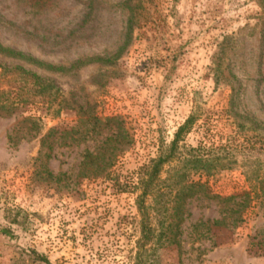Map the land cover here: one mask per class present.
Masks as SVG:
<instances>
[{"label": "rangeland", "instance_id": "1", "mask_svg": "<svg viewBox=\"0 0 264 264\" xmlns=\"http://www.w3.org/2000/svg\"><path fill=\"white\" fill-rule=\"evenodd\" d=\"M0 46V264H264V0H0Z\"/></svg>", "mask_w": 264, "mask_h": 264}, {"label": "trees", "instance_id": "2", "mask_svg": "<svg viewBox=\"0 0 264 264\" xmlns=\"http://www.w3.org/2000/svg\"><path fill=\"white\" fill-rule=\"evenodd\" d=\"M130 27V21L128 22V28ZM129 30V29H128ZM0 55L9 58V59H24V56L21 55L19 52L12 51L7 48H2L0 46ZM27 60V59H26ZM106 63H110L109 59L103 60ZM79 61H76L73 65L70 66L72 68L75 64H79ZM52 70H58V68H52ZM0 76L6 75L9 73V71L0 66ZM13 72L18 73L20 76L23 77L24 82L27 80L31 81V83L34 84H39V78L35 74L31 72H26L19 66L13 67ZM110 120H115L114 118H108L106 119V122ZM193 122V117L188 116L184 122L178 126L176 131L173 134V138L169 143L168 148L166 149L167 152L164 154H159L156 158L152 159L149 161V165L146 167V171H144V174L140 175L138 178V184L141 189L140 197H143L147 193V189L149 185L157 178V175L159 173V170L161 166L164 164L168 163L170 159L172 158L175 150H176V145L181 138L182 134L186 133L188 129L190 128V125ZM112 139H108L109 142H115L116 139L123 138L124 133L121 131V128L119 127L116 129V132L113 136H111ZM116 148L109 149L108 151H102L101 153H95L91 154L89 152H86L84 154L83 160L81 167L84 171V173H80V175H83V177H90V178H97L103 171L106 169L111 163L113 162V159L116 155L115 153ZM190 155L189 157L185 160L184 165L185 168L187 166H190V170H196V171H201L208 173L211 170H217V169H223L225 168V164L227 161L222 160V157L220 156H206L202 153L199 154V149H190L189 150ZM187 165V166H186ZM183 175V173L181 174ZM264 183V178H261L260 180V185ZM189 188L194 187L193 184H189ZM187 188V187H185ZM184 189V188H183ZM232 197L225 198L223 200H230ZM142 207V206H141ZM142 210H140L141 212ZM142 216L144 213H141ZM216 223V222H214ZM142 236H141V244H140V249H143L145 240L148 238L147 234L149 233V230L145 229V224L142 222ZM264 232V231H263ZM1 234L8 236L10 235L8 231L6 230H1ZM35 257L44 263L47 261L42 257L34 254Z\"/></svg>", "mask_w": 264, "mask_h": 264}]
</instances>
